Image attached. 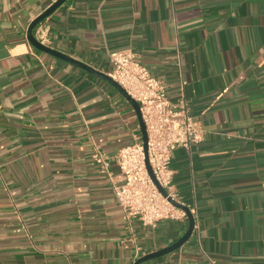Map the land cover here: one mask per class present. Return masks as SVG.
Listing matches in <instances>:
<instances>
[{
  "label": "crops",
  "instance_id": "crops-1",
  "mask_svg": "<svg viewBox=\"0 0 264 264\" xmlns=\"http://www.w3.org/2000/svg\"><path fill=\"white\" fill-rule=\"evenodd\" d=\"M55 0H0V264H133L188 221L128 219L112 160L141 132L108 80L29 40ZM109 73L131 48L203 129L171 159L198 234L140 264H264V0H66L34 29Z\"/></svg>",
  "mask_w": 264,
  "mask_h": 264
},
{
  "label": "built area",
  "instance_id": "built-area-1",
  "mask_svg": "<svg viewBox=\"0 0 264 264\" xmlns=\"http://www.w3.org/2000/svg\"><path fill=\"white\" fill-rule=\"evenodd\" d=\"M44 31H37V38L42 42L46 40ZM109 58L113 64L109 74L140 104L148 133V160L154 177L147 166L141 132L136 134L133 142L120 147L113 155L96 150L95 160L104 172L109 171L114 160L122 172L123 180L114 184V190L126 218L137 217L146 226H156L161 219L188 221L187 211L172 202V198L189 207L195 218L193 231L198 234L197 206L179 199L170 163L177 147L189 148L203 138L199 121L191 113L185 95L172 100L165 83L151 73L131 48L111 50ZM156 181L166 189V195Z\"/></svg>",
  "mask_w": 264,
  "mask_h": 264
},
{
  "label": "water",
  "instance_id": "water-1",
  "mask_svg": "<svg viewBox=\"0 0 264 264\" xmlns=\"http://www.w3.org/2000/svg\"><path fill=\"white\" fill-rule=\"evenodd\" d=\"M66 0H55L50 6H48L44 11H42L40 14H38L30 23L28 30H27V35L29 40L33 43L34 46H36L37 48L46 51L50 54L56 55L60 58H63L65 60H68L69 62H72L76 65H79L83 68H85L88 71H91L103 78H105L106 80H108L111 84H113L126 98L127 100L133 105L137 116H138V121H139V127H140V131L142 134V140H143V144H144V148H145V152H146V160H147V166L149 168V172L151 173V175L154 177V174L152 172V168L151 165L149 164V160H148V133H147V128H146V124L145 121L143 119L142 116V112L140 109V104L139 102L132 97L127 90L117 81L115 80L109 73L104 72L100 69H97L77 58H74L73 56L64 53L56 48H53L47 44H45L44 42H42L41 40H39L37 38V36L34 33V29L35 27L43 20L45 19L49 14H51L58 6H60L62 3H64ZM157 182V181H156ZM160 190L163 192V194H167V191L165 188H163L158 182H157ZM172 202H174L176 205L183 207L188 214V226L186 231L183 233L182 236H180L177 240H175L174 242L161 247L159 249L147 252L143 255H141L139 258H137L133 264H140L143 261H146L148 259L169 253L177 248H179L184 242H186L190 236L193 233V229H194V223H195V218L193 216V214L191 213L189 207L186 204H183L181 202H178L177 200H174L172 198H170Z\"/></svg>",
  "mask_w": 264,
  "mask_h": 264
}]
</instances>
